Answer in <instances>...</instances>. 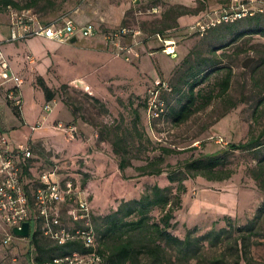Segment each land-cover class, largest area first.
<instances>
[{
    "label": "rangeland",
    "instance_id": "374dc122",
    "mask_svg": "<svg viewBox=\"0 0 264 264\" xmlns=\"http://www.w3.org/2000/svg\"><path fill=\"white\" fill-rule=\"evenodd\" d=\"M15 1L26 8L32 0ZM87 1L39 0L33 7L43 21L55 22L67 15L72 16L76 7ZM233 1L183 0V4L191 10L198 11L200 19L190 21L182 28H167L166 24L175 19L170 16L163 21L162 15L173 3L137 0L127 12L128 25L137 30L145 25L149 31L120 39V44L133 46L140 54L134 56L133 61L127 60V53L120 52L118 46L103 37L87 39L80 33L79 40L74 44L70 40L71 46H83L84 49L67 47L63 50L67 51V80L51 78L50 82L44 81L54 91L55 99L66 104L67 110L61 112L62 115H69L68 110L73 114L64 122L77 124L78 131L73 135L55 130L56 144L42 137L35 140L39 130L33 133L34 141L30 140V143L35 159L27 176L29 187L35 190L41 184L44 172L52 170L55 165L61 166L59 179L67 177L74 180L89 197L92 223L97 230L103 217L117 210L124 200L141 198L152 192L157 183L170 187V191L176 193L179 183L170 181L168 177L169 172L175 170L173 165L220 151L227 157L225 167L233 170L234 174L224 180H210L201 175L185 180L188 190L182 194L184 211L178 212L174 231L183 237L187 232L194 237L204 236L206 248L202 247L201 254L205 258H217L227 250L229 262L234 263L237 251L235 240L248 233V229L241 232L240 227L250 226L264 207V178L258 177L264 166V34L236 36L244 30L264 29V11L257 9H264V0H249L251 10L257 11L253 16L211 25L206 31L197 28L199 22L216 21ZM1 27L11 34L10 17L4 9H0ZM156 29L164 30V38L173 41L179 54L177 57L173 58L164 51L166 44L170 43L162 42L154 32ZM250 58L253 61L245 67L244 63ZM230 73V89L219 96L221 82ZM159 79L164 80L171 90H161L159 95L160 99L167 100L170 110L166 115L154 117L146 101L151 94L150 89ZM42 81L37 83L41 85ZM196 81L199 83L195 84ZM193 84L198 96L194 107H203L187 121L177 123L171 110L188 101ZM22 88L24 92V85ZM213 93L216 96L205 106L208 96ZM26 95L30 104L38 101L39 107L40 93L29 91ZM29 103L26 104L28 109ZM31 109L35 107L32 105ZM5 133L14 142L26 143L32 136V128ZM261 134L263 137L258 138ZM252 138H258L262 146L231 148V144L244 143ZM74 139L87 143L86 149L69 155L68 147ZM65 141L67 156L62 146ZM160 145L177 149L196 146V149L164 156L162 166L167 170L162 175L138 176V166L146 164L148 158H159L161 150L152 148ZM121 154L131 161L125 171L119 166ZM153 214L159 218L161 210L157 208ZM261 215L256 222V235L251 237L248 255L251 264H264V212ZM67 222H70L68 215ZM34 229L32 222L29 239L16 242L24 252H31L33 247L36 259L44 252L37 250L31 242ZM213 229L228 237L224 246L209 244V239L213 240L214 236L208 233ZM9 231V227L0 221V232L6 234ZM37 232H40L39 237L48 248H54V240L39 229ZM3 236L0 245H3ZM14 246L17 244L14 243ZM243 257L241 264H248Z\"/></svg>",
    "mask_w": 264,
    "mask_h": 264
},
{
    "label": "trees",
    "instance_id": "16d2710c",
    "mask_svg": "<svg viewBox=\"0 0 264 264\" xmlns=\"http://www.w3.org/2000/svg\"><path fill=\"white\" fill-rule=\"evenodd\" d=\"M39 2V0H32L27 4V7L33 8L37 13L38 11L33 7ZM13 4L18 8H22L19 2L15 0H0V9L7 11L8 5ZM227 5L226 7H229ZM153 7L157 5L153 4ZM187 14H198V11L191 10L189 6L185 4H172L163 13V21H167L166 18L170 16L175 20L172 23H167V28H172L178 26L179 17ZM40 15V14H39ZM41 17V16H40ZM170 17V18H171ZM42 19V17H41ZM45 22V21H44ZM54 21L46 22L48 24ZM123 28H129L131 31L127 34H122L121 30ZM141 32L146 33L147 30L145 25L141 26ZM137 29L128 25V20L125 18L123 26L114 31L121 33V39L128 35H135ZM157 36L164 38L162 32L164 30H154ZM248 33H262L264 34L263 28H253L250 30H244L240 32L236 37L245 35ZM163 35V36H162ZM160 39V37H159ZM160 39L162 42L163 40ZM179 55V54H178ZM232 74L230 73L222 82L221 90L218 95H225L231 86ZM166 82L163 80L162 85H154L157 89L164 91H171L164 84ZM199 83L198 81L195 82ZM191 87V95L186 103H184L180 108H172L171 113L174 116V121L177 123H182L187 121L198 108L194 105L198 96L194 92V86ZM47 99L49 101L55 98L54 91L45 83L43 80L41 83ZM216 95L210 94L208 100L205 102V106L208 105ZM165 103L166 110L161 115H166L169 113L170 107L165 98L162 99ZM150 95L147 97V105L149 104ZM17 113L20 111L15 108ZM152 115V114H151ZM263 137L262 134L258 137ZM258 138H252L247 142L240 144H231V148L234 149H250L253 147H260L262 143L258 141ZM259 142V143H258ZM160 149L161 155L159 158H148L146 164L138 166L139 175H162L166 172V168L162 166L165 161L166 155H171L173 153H179L187 150H194L196 146H191L184 149H177L167 145H160L159 147L153 146L152 150ZM117 153L120 151L117 149ZM227 157L222 155V152L217 151L211 154H207L204 158L188 159L184 163L173 165L172 168L175 169L169 172V179L172 182H178L177 192L172 193L170 187H162L160 184H155L152 192L144 194L141 198L124 200L120 207L110 214L103 217V222L100 228L97 229L99 246L98 249L102 254L105 264H241L243 256H245L248 264H251L249 255V249L252 243L251 237L256 235V222L262 216L264 212V207L261 208L259 214L248 227H240L242 232L244 229H248L247 235H240L235 240L236 254L234 263L229 262L227 250L222 251L219 257L214 259H207L201 253L202 247L206 248V243L203 242L204 236L194 237L191 232H187L185 237L177 234L174 229L176 228V223H178L177 216L180 210L184 211L183 206V193L187 192V186L185 185V180L189 178H196L198 176H205L210 180H224L231 178L234 171L226 168ZM131 165V161L121 154L120 158V169L125 171L126 168ZM170 165V164H169ZM27 175L30 174V168L27 167ZM182 171V172H180ZM258 177L264 178V166L258 174ZM29 187V186H28ZM161 210V216L157 218L153 212L156 209ZM40 232L34 231L31 242L35 245L36 249L44 254H40L34 259V263L45 264L47 262H54L57 256H62L79 250L81 252H87L89 249L86 248L80 242H70L67 245L60 246L55 242L54 248H48L39 237ZM210 236H214L213 240L209 239V244L213 245H225L227 243L228 237L224 235L223 232H218L216 229L208 233ZM3 246L7 248L8 253L6 256L0 260H10L14 256L19 254L14 253L13 244L7 246L2 240ZM34 250V249H33ZM56 250H59L56 253ZM34 252V251H33ZM19 264V263H18Z\"/></svg>",
    "mask_w": 264,
    "mask_h": 264
},
{
    "label": "built area",
    "instance_id": "2783aa9c",
    "mask_svg": "<svg viewBox=\"0 0 264 264\" xmlns=\"http://www.w3.org/2000/svg\"><path fill=\"white\" fill-rule=\"evenodd\" d=\"M264 11L263 8H257ZM7 12L10 17L11 34L5 41L16 42L34 36L50 38L59 42H69L74 36L82 33L83 36H94L97 33L93 25H81L72 16L50 24L44 22L39 13L33 8H18L13 4L8 5ZM257 11L251 10L249 0H234L226 7L221 16L210 23L199 22L197 28L206 31L211 25L235 22L239 19L253 16ZM62 20V21H61ZM129 28H123L122 34L130 33ZM141 33L136 30L135 34ZM121 33L111 31L106 33L107 42L118 46L119 51L127 53V60L132 61L140 54L133 46L120 44ZM160 39L161 36H159ZM167 47L166 53L175 58L178 56L174 43L169 39H162ZM0 41V88H7L8 102L20 112L24 108V79L14 70L10 59L2 47ZM159 79L156 85H162ZM169 87L167 83L164 84ZM150 109L152 116L159 117L165 112L166 107L160 99V90L156 87L150 89ZM45 112L53 110V105L47 103ZM43 126V122L32 125V134ZM54 127L65 134H75L78 131L77 124L59 121ZM33 136V135H32ZM28 142L17 143L10 140L0 128V221L6 224L10 231L4 235V243L11 246L17 236L15 227H22L24 222H33L35 231L39 229L42 234L55 241L57 245L64 246L70 242H80L89 250L81 252L75 250L72 253L57 256L54 262L45 264H105L100 253L98 232L92 223V205L85 191L70 178L59 179L61 166L55 165L52 170L44 172L41 184L35 190H30L27 184V167L31 169L32 160L35 157L32 144ZM67 215L70 222H67ZM82 223L84 225H82ZM18 256L0 261V264H18Z\"/></svg>",
    "mask_w": 264,
    "mask_h": 264
},
{
    "label": "crops",
    "instance_id": "0c3cea01",
    "mask_svg": "<svg viewBox=\"0 0 264 264\" xmlns=\"http://www.w3.org/2000/svg\"><path fill=\"white\" fill-rule=\"evenodd\" d=\"M136 1L137 0H88L80 6H77L75 11L72 13V16L79 24H91L96 28L97 33L94 36L84 37H87V39L97 37H103L104 39H106V33L111 32L115 29H119L123 26V22L126 18L127 12L131 8V5ZM166 1H169L173 4H183V0ZM199 19V14L183 15L178 19L179 25L177 26V28H182L190 21L193 22ZM9 36L10 35L5 30V28L1 27L0 41H3L2 47L8 55L16 73L24 79V108L21 112V115H19L15 108L10 106L11 104L7 100V88L9 84L5 87L0 88V128L3 132H7L9 130H21L24 127H32V125L38 122H43V126L38 129L39 132L37 131L38 133H36L35 135V140L42 137V139H46L47 142L53 143L54 141L55 143L54 139L56 138L53 136V134L55 133V130H60L56 129L54 127V124L59 121H67V119H69L71 116L73 117V114L70 110H68L69 115H66L64 117L61 112L67 110L66 104L55 99L56 95L53 100L49 101L43 87L39 85L37 81L45 80L50 82L51 78H63L67 80V51L63 52V50H67V47L69 49H84V47H76L74 45L71 46L69 42H59L41 36L21 39L16 42L5 41ZM72 43L74 44L75 42ZM95 52L99 54L105 53L104 51ZM55 71L59 73V76L57 75V73H55ZM29 91L33 94L40 93L41 99L39 100H41V103L39 104V107L37 103L38 101L33 104L29 103L28 95H26V93H29ZM28 103L29 109L26 108V104L28 105ZM47 103H52V112L47 113L44 111V107ZM32 105L35 107V109H31ZM58 109H60V113L57 112ZM60 132L61 134H65L62 131ZM28 134L29 133H27V135ZM86 145L87 143H85L82 139H74L70 142V147H68V154L72 155V153H75L77 151H85ZM62 146L65 147V153L67 156V141H65ZM33 159H35V157ZM32 168L33 164L31 166V169ZM27 184L29 186L28 179ZM29 189L34 190L30 187ZM2 235H5V233L2 232L0 234V239ZM23 239L29 238L17 237L14 242L17 244V246H14V253L20 255L18 258V262L19 264H35L33 257L34 248L32 247L31 252H24L19 248L18 243L16 242L17 240L19 241ZM6 253H8L7 248L3 245H0V260H2L6 256Z\"/></svg>",
    "mask_w": 264,
    "mask_h": 264
},
{
    "label": "water",
    "instance_id": "95a60500",
    "mask_svg": "<svg viewBox=\"0 0 264 264\" xmlns=\"http://www.w3.org/2000/svg\"><path fill=\"white\" fill-rule=\"evenodd\" d=\"M78 40V36H74L71 41L72 42H76ZM253 61V58L248 59L245 63L244 66L248 67L250 65V63ZM14 234L17 237H22V238H27L31 236L32 233V224L31 222L27 221L24 222V224L22 225V227H15L13 229Z\"/></svg>",
    "mask_w": 264,
    "mask_h": 264
}]
</instances>
